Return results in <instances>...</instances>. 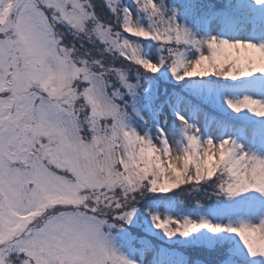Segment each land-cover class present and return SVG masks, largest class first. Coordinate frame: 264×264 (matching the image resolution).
Masks as SVG:
<instances>
[{"label": "snow or ice", "instance_id": "snow-or-ice-1", "mask_svg": "<svg viewBox=\"0 0 264 264\" xmlns=\"http://www.w3.org/2000/svg\"><path fill=\"white\" fill-rule=\"evenodd\" d=\"M230 8L0 0V264H264V20Z\"/></svg>", "mask_w": 264, "mask_h": 264}, {"label": "rangeland", "instance_id": "rangeland-1", "mask_svg": "<svg viewBox=\"0 0 264 264\" xmlns=\"http://www.w3.org/2000/svg\"><path fill=\"white\" fill-rule=\"evenodd\" d=\"M99 2V0H98ZM231 6L235 7V8H249L252 9L250 7H248V0H231ZM254 13L256 14V16H258V20L260 22H262V20H264V12H261L259 10H254ZM213 34H216L215 31L213 32ZM251 36V33L248 32V30L242 31L239 33V36H236V38H244V37H249ZM240 115L244 118V114H237ZM249 116H251V114H248ZM255 119H259V118H255ZM254 150H258V149H254ZM172 211L173 213H177L180 212L181 206L179 204H176L173 208L169 209L167 204L165 203H161L160 206L157 208L158 212L164 213L166 211Z\"/></svg>", "mask_w": 264, "mask_h": 264}, {"label": "trees", "instance_id": "trees-1", "mask_svg": "<svg viewBox=\"0 0 264 264\" xmlns=\"http://www.w3.org/2000/svg\"><path fill=\"white\" fill-rule=\"evenodd\" d=\"M225 3H227V0H218V4H219V6H221V7H223V5H224ZM231 118H233V119L235 120L236 123H241V121L236 120L235 117H234L233 115H231ZM166 195H170V194H166ZM178 195H179V193H178ZM201 195H202V194H201ZM182 199H184L185 201L189 202V204H190L191 201H192V197L189 196V195L187 194V192H185V194L182 196ZM213 202H214V201H209L208 203L211 204V203H213Z\"/></svg>", "mask_w": 264, "mask_h": 264}]
</instances>
